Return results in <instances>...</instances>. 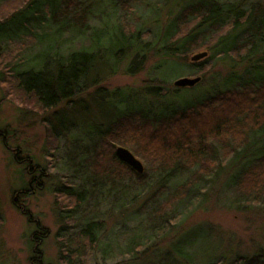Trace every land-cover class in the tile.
Listing matches in <instances>:
<instances>
[{
  "label": "trees",
  "instance_id": "16d2710c",
  "mask_svg": "<svg viewBox=\"0 0 264 264\" xmlns=\"http://www.w3.org/2000/svg\"><path fill=\"white\" fill-rule=\"evenodd\" d=\"M3 1L0 0V4ZM92 6L88 0H28L13 14L16 19L23 13L22 24L18 25L15 34L19 30L24 34L14 35L9 42L17 37L28 38L24 41L23 51L24 62L29 66L16 73L11 67L6 68L5 74L12 75L18 86L34 96L43 108L71 100L86 89L88 83L97 85L95 73L103 58L110 65L115 64L113 70L116 71L125 58L132 57L134 63L146 61L148 57L143 53L145 45L141 27L131 30L126 19L129 15L139 16L136 7L131 10L128 4L129 9L122 13L120 22L111 25L104 21L99 31L87 37L80 28L86 27ZM172 8L170 13L175 14L174 19L160 30L163 33L160 32L154 40L159 56L186 63L190 53L206 47L213 50V58H233L245 52L249 58H246L248 62L244 72L231 71L221 88H210L202 96L178 103H167L166 90L160 91L154 94L158 99L156 105H159L154 108L150 107V102L147 103L144 96L147 93H143L139 100L137 97L131 99L122 90L97 89L103 92L99 95H106L109 105H114L115 110L106 123H98L95 117L85 121L88 130L75 139L83 143V149L85 139L90 144L80 151L76 164L71 166L68 163V168H65L70 175H62L54 190L56 199L62 204L59 218L66 224L58 232L62 237L59 248L61 264H90L94 259V262H100L99 258L116 256L114 242L102 236V226L95 220L101 216L98 212L100 202L108 203L115 210L114 214L117 212V216L124 219V226L132 220L137 221L134 229L128 227L124 231L134 235L132 239H126V253L130 260L136 259V252H141L139 247L156 236L153 221L166 210L162 206L150 209L147 202L142 209H134L137 193L143 192L138 190L139 186L147 190L148 182L155 179L158 190L163 192L168 187V178L189 170L190 175L176 184L164 205L169 208V205L174 206L186 198L189 203L199 202L201 197L194 193L200 182L224 161L243 153L244 160L230 176V184L244 201L264 208V3L255 2L245 8L236 2L221 3L219 0H174ZM73 26L80 28L73 29ZM46 31L54 36L52 44L45 43ZM69 33L68 44L61 46L60 36ZM44 46H48L47 54H41ZM18 53L12 55L15 61L19 59ZM3 75L1 73L0 77L4 79ZM146 87L149 89L150 86ZM156 88L158 90L159 86ZM179 88L183 87L177 86ZM50 132L54 136L58 134L53 126ZM0 134L4 136V132ZM119 144L130 147L145 160L147 168L143 173L117 156L115 147ZM24 160L31 179L19 191L21 196L28 193L33 182L47 176V170H38L39 165L32 164L31 157ZM151 167L153 172H150ZM118 200L122 201L120 206L117 205ZM14 204L38 225L32 242L39 254L32 255L33 264H51L45 262L40 249L49 229L34 219L28 207L17 203L16 199ZM145 221L149 227L152 226L149 231L153 233L142 241ZM187 233L189 239L185 248L197 246L199 232L191 228ZM103 244L109 245L110 251L103 250ZM182 244L184 242L178 240L173 251L193 261V255L186 253ZM120 247L123 248L122 243ZM167 264H172V258ZM207 264H264V245L252 254L237 253L231 260L218 257V260L212 259Z\"/></svg>",
  "mask_w": 264,
  "mask_h": 264
},
{
  "label": "rangeland",
  "instance_id": "374dc122",
  "mask_svg": "<svg viewBox=\"0 0 264 264\" xmlns=\"http://www.w3.org/2000/svg\"><path fill=\"white\" fill-rule=\"evenodd\" d=\"M27 1L5 0L0 4V76L4 73L3 77H5L4 79L0 77V133L4 132V136L0 134V264H33L32 255L39 254L34 250L36 246L32 242L38 225L36 222H31L18 209L14 199L17 203L28 207L34 219L49 229V235L40 247L45 262L61 264L59 248L62 237L58 236V232L66 224L59 218V207H62V204H59L56 199L54 190L60 183L62 175L65 173L70 175L66 169L68 163L71 166L76 164L82 153L80 151L90 144V141L85 139L83 149V143L75 139L81 132L88 130L87 126L85 127V121L95 117L98 123H106L115 110L114 105H109L106 95H99L98 93L103 92H98L97 89L101 87L111 92L122 90L131 99L137 97L139 100L143 98L141 97L143 93H147L144 96L153 108L159 106L156 105L158 99L154 94L166 90L164 92L166 102L178 103L180 100H191L202 96L210 88L211 90L221 88L229 72H244L243 69L248 62L246 58L249 57L242 52L233 58L225 56L213 58V50L206 47L190 53L186 63H177L159 56L156 52L157 44L154 45L156 36L160 35V32L163 33L160 30L175 17V14L170 13L174 0H88L93 6L86 27L73 26V29L80 28L83 34L91 37L93 32L103 27L104 21H108L111 25L120 22L121 15L127 11L126 8L129 9L127 7L129 4L130 9L137 8L139 16L129 15L126 18L127 23L131 25V30L134 27H141V37L145 45L143 53L148 57L146 61L139 60L134 63L131 61L132 57L125 58L116 71L113 70L116 65H110L103 58L95 73L98 79L97 85L88 83L87 88L71 100L61 101L51 108H43L34 96L25 93L18 86L12 75L5 74L6 68L11 67L12 72L16 73L17 70L23 72L22 69L29 66L27 62H24L23 51L24 41L28 38L25 40V38L17 37L18 39H14L13 43L9 42L16 35L15 31L23 20L21 18L23 13H18L19 16L16 19L13 18V14ZM219 1L221 3L236 2L245 8L255 2L264 3V0ZM23 34L24 32L19 30L16 36H23ZM50 34L47 33L44 37L46 44H52L54 41L53 34ZM69 35L70 33L60 36L61 46L68 44ZM205 50L208 51L207 57L192 61L193 54ZM17 52H19V59L15 61L12 55ZM47 52L48 46H44L41 54H47ZM43 57L45 60L44 55ZM45 63L47 64L48 61L46 60ZM199 64L202 66L198 67ZM196 76H200L201 79L194 86L177 89L174 84L180 77ZM146 86L151 88L147 89ZM157 86H159L158 90ZM52 126L58 133L55 136L50 132ZM118 146L125 145L119 144L115 150ZM125 147L131 150L130 147ZM135 155L143 162L146 170L145 160ZM28 157L32 158V164L39 165L38 170L45 168L47 176L33 182L28 187V193L21 196L19 191L31 179L26 171L28 166L24 163L26 161L24 159ZM243 157L244 153L242 156H233L224 161L222 166L200 182L194 193L201 197L199 202L194 200L189 203L186 198L174 206L169 205V208L164 205L176 184L183 182L190 175L189 170L168 178L166 183L168 187H165L164 193L161 189L158 190L155 179L148 182L147 190L139 186L138 190L142 189L143 192L137 193L138 198L133 205L134 209H142L147 202L150 209L162 206L166 210L161 211L157 220L153 221V231H156L153 239L147 240L153 231H149L152 226L149 227L145 221V229L141 231L140 240H147V242L139 247L141 252H136L138 257L134 260H130L126 253V239L127 237L132 239L134 235L124 231L128 227L134 229L133 225L137 221L132 220L124 226V219H120L117 212L114 214L115 210L108 203L100 202L98 212L101 216L95 220L102 226V236L109 237L111 242H114L116 256L112 259L99 258L100 262H94L96 261L94 259L90 264H167L171 258L172 264H207L212 259L218 260V257L231 260L237 253L255 252L264 245V208L244 201L229 181L237 166L244 160ZM153 170L151 167L150 172ZM74 175L72 178L70 176L72 180ZM121 202L118 200L117 205L120 206ZM191 228L199 232V244L185 248L189 239L187 231ZM178 240L184 242L182 247L185 248L186 253L193 255V261L173 251ZM134 242L133 239L132 243ZM121 243L123 248L120 247ZM101 248L110 251L109 245L103 244Z\"/></svg>",
  "mask_w": 264,
  "mask_h": 264
},
{
  "label": "water",
  "instance_id": "95a60500",
  "mask_svg": "<svg viewBox=\"0 0 264 264\" xmlns=\"http://www.w3.org/2000/svg\"><path fill=\"white\" fill-rule=\"evenodd\" d=\"M207 56H208V51L205 50L193 54L191 59L192 61H199ZM200 79H201L200 76L180 77L175 80L174 84L179 87L194 86L197 82L200 81ZM116 154L121 160L125 161L130 166H132L137 172L139 173L144 172L145 166L143 162L129 148L125 146H118L116 148Z\"/></svg>",
  "mask_w": 264,
  "mask_h": 264
}]
</instances>
